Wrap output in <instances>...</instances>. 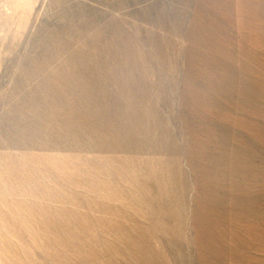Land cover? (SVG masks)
Returning a JSON list of instances; mask_svg holds the SVG:
<instances>
[{
  "label": "rangeland",
  "instance_id": "374dc122",
  "mask_svg": "<svg viewBox=\"0 0 264 264\" xmlns=\"http://www.w3.org/2000/svg\"><path fill=\"white\" fill-rule=\"evenodd\" d=\"M0 264H264V0H0Z\"/></svg>",
  "mask_w": 264,
  "mask_h": 264
}]
</instances>
